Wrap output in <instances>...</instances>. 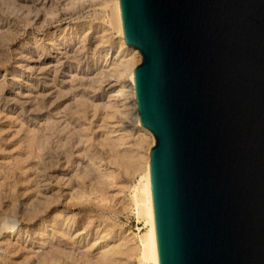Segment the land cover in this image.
<instances>
[{
	"label": "water",
	"instance_id": "obj_1",
	"mask_svg": "<svg viewBox=\"0 0 264 264\" xmlns=\"http://www.w3.org/2000/svg\"><path fill=\"white\" fill-rule=\"evenodd\" d=\"M159 264H264V0H120Z\"/></svg>",
	"mask_w": 264,
	"mask_h": 264
},
{
	"label": "rangeland",
	"instance_id": "obj_2",
	"mask_svg": "<svg viewBox=\"0 0 264 264\" xmlns=\"http://www.w3.org/2000/svg\"><path fill=\"white\" fill-rule=\"evenodd\" d=\"M50 2L53 3V10L51 9L50 11V9H48L47 12L45 11L47 13L46 15L44 11H40L38 13L40 17L38 16L36 18V10L34 11V9L31 8L30 2L27 0H0V182L6 183H0V190L5 189L3 201L8 202L13 196L16 202L21 204L34 200L31 196L37 192L32 189L30 176L31 173H34V170H32L33 167L40 163L39 157H41V159H49L46 155L51 154L54 156V154H52L53 152L56 153L55 158L52 156L53 158L51 159H57L59 152L61 153L68 149L67 152L69 153L67 155L69 156L71 154V156H69V161L72 165L67 169V166L61 163L58 165L56 164L54 165L53 172H49V169L46 168V173H52V178L49 179L45 175L41 192H39L41 196H39L38 199L44 206L49 195L52 196L54 194L55 198L58 197V201L55 199L57 204L56 201H54L55 203L47 208L41 206L42 212L32 221L33 223L23 221V219L18 216L14 218L16 222L15 228H19V235L23 237L24 245L29 249L30 254L18 249V252L15 250V253L13 252L10 254L11 257L10 255L5 256V253H3L0 247V255H4V257L8 259L9 264H36V259L34 260V258H31L32 254L39 253L41 255H48L53 247L59 245L61 250L65 248L66 250L63 249L64 252L70 253L69 258L63 257V262H66V264H81L80 253L88 252L94 256L97 251H101L104 247L103 250L108 249L110 252H113L114 262L117 260L114 264H138L137 255L134 254V257H124L125 255L123 253L125 252L123 250L124 247H122L124 238L129 240L138 233L140 234L146 230L144 223L136 218V212L131 205L132 196L140 180L138 162H135V159L134 161L131 159L129 163H127L126 156L124 157L125 159L123 156L120 158L121 155L112 152L111 147L109 145L108 147L107 143L104 144L106 137L104 133L114 132L111 134L110 139H117V137L121 136L125 137L124 143L126 142L127 144L125 143L126 146L122 145L118 147L121 150L126 147L127 149L131 148V150H136L135 141L137 138L141 135L146 137L148 144L143 146L141 152L144 161L148 158L151 148L155 145V139L146 129H143V132L142 128L139 127L136 122L138 114L134 106L129 79L123 78L120 83H117L114 77H111L113 66L105 63L104 59L99 55V53L105 49H110V54H116L118 52L117 42L120 39V36H118L119 34H117L115 29L111 26L110 12H108L107 15L102 9L106 0H50ZM28 11H31L32 14ZM57 44L64 45L61 46L62 50L56 47ZM80 49H83L81 57L86 61V65L90 67L91 73L98 69L97 72L94 73H98L100 80L102 78L101 81L104 82L103 84L105 86L103 90L106 92L104 96H101L102 90H98L96 86L87 87L90 85H88L86 81L77 85L78 89L76 91L78 92L72 91L70 93L67 89L69 88L68 84H59L58 80L53 82L50 79L51 76L46 79V85H43L42 80H37L27 67V65L31 64L29 62H32V60L39 59L44 61L45 64L47 63V66L53 65L55 63L53 59L59 55L60 52L62 53L65 51L66 53H72ZM123 54L127 56L126 58H131V60H133L134 69L142 62V56L138 50L126 46L125 52L122 53V55ZM82 63H84V61ZM93 63L99 66V68L94 69ZM29 67L32 66L30 65ZM81 67H84V64L81 65ZM64 71H68V67L64 68ZM37 81L39 86H44L43 89L38 86L36 91H34V87H32V90V88L30 89L26 86L29 83L37 84ZM55 84L57 88L65 91H58L57 88L54 90L53 85ZM121 87H123L121 95L115 97V102H117L120 113L118 115L115 114L116 117L114 116L113 120L103 119V116H105L103 114L105 112L101 110V104L107 101V99L104 100V98L107 94H116ZM56 91L58 92L56 93ZM36 94L38 96H36ZM73 95H76L75 97H77V99L72 97ZM82 97L91 99L94 106H100L99 109L101 111L97 110L98 112L95 117L92 118V107L85 105V103L83 104L84 98L82 101ZM37 103H39V105ZM81 104L84 105V107H82ZM74 105L75 108L73 107ZM78 105L79 107L77 108ZM76 108L78 111H75ZM76 113L81 114L76 115ZM86 116H88V118H85ZM67 118L73 123H79V128L82 131H80V133L82 134L81 142L83 145L81 142H78L75 133L72 134L73 131L67 130L66 133L61 130L63 126L65 127ZM59 119L62 120L60 125H57L59 123H54V125L51 126L52 120L56 122ZM47 120L49 121V127L47 126ZM34 130H37V133ZM50 132L54 134L49 137ZM71 134L72 136L69 137ZM64 136L67 139H65ZM59 139L61 140L59 141ZM62 141H64V143ZM85 142L87 143L85 144ZM67 144H69V146ZM132 144L135 147H133ZM59 146L60 148H58ZM89 153L91 155H89ZM82 155H84V157H82ZM111 155L113 156L112 159ZM76 161H79L82 165L90 164V171L92 173H90L89 176H93L92 179L94 181L91 177H88V175L84 177L81 175L77 177L78 175H75L73 167ZM26 164L27 166H25ZM4 168H7L6 171ZM30 168L32 169L30 170ZM62 169L65 170L62 171L64 173L60 172ZM79 171L81 170L79 169ZM24 172H26V174ZM4 175L8 176L7 179ZM53 175L56 177H53ZM63 175H65V178H71V185L68 187L59 184L57 180V177L60 178ZM54 178L56 179L55 181L52 180ZM3 179H5V181H3ZM10 185H12V187ZM12 188H14V190H12ZM26 190L27 193L25 194L24 192H26ZM19 192L22 194L21 198ZM78 195L81 198L78 197ZM26 196L28 200H22L26 198ZM71 197H75V199L71 200ZM86 197H88V199ZM7 198L9 200H7ZM42 199L45 200L43 201ZM53 216H57L64 222H68L67 218H73V225L69 226L70 238L62 239L61 241L64 240L62 243H59L58 240L55 239L50 241L48 245L38 248V246L34 244L36 240L40 238L50 239L52 235H55L54 232L58 231V229L53 231L49 225L46 227L41 225L44 220L48 221L53 218ZM135 241H133L132 244L136 246ZM115 246L119 248L116 249ZM119 254L122 256H119ZM56 264L60 263L57 262Z\"/></svg>",
	"mask_w": 264,
	"mask_h": 264
},
{
	"label": "bare ground",
	"instance_id": "obj_3",
	"mask_svg": "<svg viewBox=\"0 0 264 264\" xmlns=\"http://www.w3.org/2000/svg\"><path fill=\"white\" fill-rule=\"evenodd\" d=\"M28 2H30V6L31 8L34 9L35 13H36V18L39 16L40 14H38L40 11H46L48 9L53 10V3L50 2V0H27ZM62 1V0H61ZM64 1V0H63ZM30 8V7H29ZM105 12V14H107L108 12H110L111 15V19H110V23L111 26L113 27V29H115V31L117 32V34H119L118 36H120L119 41L117 42V49L118 52L116 54H110V49H105L103 51H101L99 53V55L104 59L105 63H108L109 65L113 66V73H109L111 74V77H114L115 81L117 83H120L121 80L123 78H128L129 79V83H130V90L132 93V97L134 100V106L136 108V112L138 114V118L136 120L137 124L139 127L142 128V131L144 132L143 129H146L147 131H149L151 134L152 132L150 130H148L146 127H144L141 122H140V117H139V112H138V107H137V102H136V92H135V84H134V64L132 63L133 60H131V58H126L127 56H125L124 54L122 55V53L125 52L126 46H128L129 48H132L134 50H138L133 46H130L125 39V33H124V29H123V24H122V18H121V11H120V0H106V2L103 5L102 8ZM29 13L31 11H28ZM45 12V15L47 14ZM34 13V14H35ZM32 14V12H31ZM30 15V14H29ZM50 15V14H48ZM108 15V14H107ZM34 17V18H35ZM35 18V19H36ZM46 18V17H45ZM107 18V17H106ZM87 38V37H86ZM85 40V39H84ZM83 40V41H84ZM82 41V42H83ZM92 43V42H91ZM61 46H64L63 44H57L56 47H59V50H62ZM69 46V45H68ZM97 46V45H96ZM95 46V47H96ZM27 48V47H26ZM29 49V48H28ZM83 49L77 50L75 52L72 53H66L64 50V52H60L59 55H57L53 60H54V64L53 65H48L47 63L45 64L44 61L39 60H32V62H29L31 64L27 65L28 69H30V71L32 72V75L35 76V78H37V80H42L43 85H46V79L49 78L51 76V80L53 82H55L56 80H58L59 84H68L69 88H67L70 92H75L78 89L79 83L81 84L82 82H88L87 87H94L96 86L98 88V90H102L101 91V96H104V94L106 93L103 88H104V82L100 80V77L98 75V73H94L97 72L98 69H96L94 72L91 73V69L88 65H86V61L83 60V57H81V52ZM67 51V50H66ZM97 51V50H96ZM99 51V50H98ZM139 51V50H138ZM140 53V52H139ZM93 54V53H92ZM59 56V57H58ZM29 58V57H28ZM64 61V62H63ZM84 61V63H82ZM101 61V60H100ZM88 62V61H87ZM94 62V61H93ZM99 62V61H98ZM95 63V62H94ZM93 63V64H94ZM33 64V65H32ZM84 64V67H81V65ZM103 64V63H102ZM32 67H29V66ZM67 65V66H66ZM68 67V71H64V68ZM93 68H99V66H97L96 64L93 65ZM101 69V68H100ZM103 69V68H102ZM112 69V68H111ZM94 73V76H93ZM104 74V73H103ZM106 74V73H105ZM92 75V76H91ZM98 75V78H97ZM101 76V73H100ZM110 76V75H109ZM110 77V78H111ZM105 78V77H104ZM49 80V79H48ZM60 80V81H59ZM28 82V81H27ZM26 82V83H27ZM35 82V81H34ZM78 83V84H77ZM106 83V82H105ZM38 81L37 84H27L26 86H28V88H32L34 87V91H36L38 85ZM41 84V83H40ZM52 84V82H51ZM86 84V83H84ZM57 85H53L54 90ZM60 86V85H59ZM41 89H43L44 86H39ZM80 87V86H79ZM86 87V86H84ZM87 89V88H86ZM96 89V88H95ZM118 89V88H117ZM33 90V88H32ZM57 90L59 91L60 89L57 88ZM92 90V89H91ZM123 87L120 88V90L117 91V93H110L107 94V96L104 98V100L107 99V101L103 102L101 104V110L104 111L103 115V119H107V120H113L115 114H119L120 111L118 109L117 106V102H115V97H119L122 93ZM52 91V90H51ZM56 91V93L58 92ZM65 91V90H60ZM95 91V90H93ZM78 92V91H76ZM85 92V91H84ZM92 92V91H91ZM28 93V92H27ZM55 93V94H56ZM108 93V92H107ZM60 94V93H59ZM57 94V95H59ZM66 94V93H64ZM73 94V93H72ZM71 94V95H72ZM40 95V94H39ZM42 95V94H41ZM48 95V94H46ZM56 95V97H57ZM62 95V94H61ZM60 95V96H61ZM77 95V94H76ZM76 95H73L72 97H75ZM81 95V94H80ZM79 95V96H80ZM28 96V95H27ZM36 96H38L36 94ZM44 96V95H43ZM59 96V98H60ZM32 97V96H31ZM41 97V96H40ZM55 97V96H54ZM55 97V98H56ZM69 97V96H68ZM44 98V97H43ZM53 98V97H52ZM84 98V102L85 105H88L89 107H92L93 110V117L96 116V113L98 112L97 110H100L99 107L100 106H94L93 102L91 99H87L85 97H82V101ZM8 99V98H7ZM36 99V98H35ZM33 99V100H35ZM57 99V98H56ZM80 99V97H79ZM55 100V99H54ZM29 101V100H28ZM32 101V100H31ZM56 101V100H55ZM117 101V100H116ZM23 102V101H22ZM43 102V101H42ZM59 102V101H58ZM73 102V101H72ZM80 102V101H79ZM21 103V102H19ZM25 103V102H23ZM22 103V104H23ZM33 103V102H31ZM71 103V102H70ZM27 104V103H25ZM36 104V102H35ZM39 105V103H37ZM78 104V102H77ZM5 105V104H4ZM34 105V104H33ZM37 105V106H38ZM82 105V104H81ZM21 106V105H20ZM87 106V107H88ZM75 108V105L73 106ZM79 107V105L77 106V108ZM82 107H84V105H82ZM76 108L75 111H78ZM34 109V108H33ZM88 109V108H87ZM31 110V109H30ZM37 110V108H36ZM80 110V109H79ZM100 110V111H101ZM27 111V110H26ZM39 111V110H38ZM24 112V111H23ZM87 112V110H86ZM79 115L81 113H76V115ZM4 116V115H3ZM47 116V115H45ZM55 116V115H54ZM57 116V115H56ZM82 116V115H81ZM99 116V115H98ZM116 117V116H115ZM54 118V117H53ZM61 118V117H60ZM85 118H88V116H86ZM98 118V117H97ZM56 119V118H55ZM78 119V118H76ZM75 119V120H76ZM67 123H65V127H62V131L66 132L67 130L73 131V133H75L76 138L78 139V142L80 143L82 141V134L80 133V128H79V123H73L72 121H70L68 118L66 119ZM83 120V119H82ZM34 121V120H33ZM58 121V122H57ZM56 122L52 120L51 122V126L54 125V123H59L57 125H60L62 120L59 119ZM77 121V120H76ZM49 121L47 120V123ZM65 122V121H64ZM75 122V121H74ZM82 122V121H81ZM85 122V120H84ZM106 122V121H105ZM108 122V121H107ZM83 123V122H82ZM86 123V122H85ZM39 124V123H38ZM64 124V123H63ZM81 124V123H80ZM106 124V123H105ZM45 125V124H44ZM49 127V123L47 125ZM82 126V125H81ZM85 126V125H84ZM39 127V126H38ZM55 127V126H54ZM46 128V127H45ZM53 128V127H51ZM86 128V127H85ZM89 128V126H88ZM28 129V128H27ZM39 129V128H38ZM50 129V128H49ZM48 130V129H47ZM51 130V129H50ZM54 130V129H53ZM57 130V128H56ZM83 130V129H82ZM20 131V130H19ZM37 133V130H34ZM33 131V132H34ZM88 131V130H87ZM32 132V131H31ZM43 132V131H42ZM47 132V131H46ZM60 132V131H59ZM82 132V131H81ZM58 133V132H57ZM67 133V132H66ZM114 132H109V133H104L106 134L105 140H104V144L107 143V146L109 145L112 149V152H115L117 155H121L120 158H123L126 156V162L129 163V161L132 159L135 162H138V167H139V172H140V180L138 183V187L135 190L134 195L132 196V206H133V210H135V215L136 218L141 220L144 223V226L146 227V230L142 233H138L137 235H135L134 237H132L129 240H126V238L123 239V249L125 253H123L125 256L124 257H129V256H133L134 254L137 255V261L138 264H159V259H158V250H157V240H156V229H155V215H154V207H153V195H152V185H151V176H150V166H149V162H150V152L148 154V158L144 161V157L142 156L141 152H142V148L143 146L147 145V139L144 136H139L137 138V140L135 141V146H136V150H131L124 148L123 150H121L118 147H121L122 145L126 146V144L124 143V138L123 136L121 137H117L116 138H111V134H113ZM149 133V134H150ZM34 134V133H33ZM54 134V133H52ZM51 132L49 134V137L52 135ZM69 134V133H68ZM72 134L69 136L71 137ZM103 134V135H104ZM43 135V134H42ZM48 135V134H46ZM45 135V136H46ZM65 135V134H64ZM84 135V134H83ZM153 135V134H152ZM31 136V135H30ZM38 136V135H37ZM33 137V136H32ZM31 137V138H32ZM40 137V135H39ZM114 137V136H113ZM154 137V135H153ZM41 138V137H40ZM59 138V137H58ZM65 138V136H64ZM104 138V137H103ZM152 138V136H151ZM42 139V138H41ZM44 139V138H43ZM46 139V137H45ZM67 139V138H65ZM64 139V140H65ZM89 139V138H88ZM114 139V140H113ZM155 139V137H154ZM32 140V139H31ZM38 140V137H37ZM61 139H59L60 141ZM75 140V139H74ZM39 141V140H38ZM85 141V139H84ZM156 141V140H155ZM33 142V141H31ZM45 142V141H43ZM64 143V141H62ZM72 142V140H71ZM77 142V141H76ZM102 142V141H101ZM40 143V141H39ZM38 143V145H39ZM50 143V142H49ZM59 143V142H58ZM82 143V142H81ZM87 142H85L86 144ZM30 144V143H29ZM35 144V143H34ZM47 144V143H46ZM61 144V143H60ZM66 144V143H65ZM77 144V143H76ZM90 144V143H89ZM53 145V144H52ZM69 146V144H67ZM66 145V146H67ZM83 145V143H82ZM81 145V146H82ZM103 145V144H102ZM36 146H37V141H36ZM35 146V147H36ZM42 146V144H41ZM47 146V145H46ZM58 146V145H57ZM61 146V145H60ZM60 146L58 148H60ZM75 146V145H74ZM77 146V145H76ZM80 146V147H81ZM108 146V147H109ZM131 146V145H130ZM133 146V144H132ZM133 146V147H135ZM39 147V146H38ZM55 147V146H54ZM73 147V146H72ZM84 147V146H83ZM89 147V146H88ZM104 147V146H103ZM106 147V145H105ZM129 147V146H128ZM43 148V146H42ZM48 148V147H47ZM50 148V147H49ZM52 148V147H51ZM107 148V147H106ZM44 149V148H43ZM42 149V151H43ZM54 149V148H53ZM63 149V148H61ZM81 149V148H80ZM87 149V148H86ZM108 149V148H107ZM120 149V150H119ZM133 149V148H132ZM32 150V149H31ZM73 150V149H72ZM82 150V149H81ZM54 151V150H53ZM58 151V150H56ZM61 151V150H60ZM68 149H66V151L63 152H59V156L57 157V159H51V158H55V154L53 153V155L48 154L46 155L47 158L49 159H41V157L37 156L40 158V163L39 166L38 164L36 166L32 168H30V170H34V173H31V186L33 187L32 189L34 191H36L37 195L34 194L31 197H33V201L31 200L30 202L28 201L27 203H17L15 198H11L10 200L7 198V201H3V196H4V190H0V247L1 250L3 251V253H5L6 255H10L12 254L15 250L17 251L18 249H21L23 251H26L30 254L29 249H27V247L24 245V241H23V237L19 235L20 231L19 228L16 229V222H15V217H21L23 219V221L29 222V223H33L32 221H34V219L36 217H38V215L42 212V207L43 203L40 202V200L38 199L39 196H41V194H39V192H41V188H42V183L44 181V177L45 175L47 176V178L51 179L52 178V173L48 174L46 173V168L49 169V172L52 171L53 172V168L55 167L54 165H58L59 163L67 166V169H69V167H71L72 163L70 164L69 161V156H71V154L68 156L67 154L69 152H67ZM108 151V150H107ZM50 152V151H49ZM110 152V153H112ZM47 153V152H46ZM58 153V152H57ZM84 153V152H83ZM109 153V155H110ZM38 154V153H37ZM40 154V153H39ZM44 154V153H43ZM89 155H91L89 153ZM88 155V156H89ZM98 155V154H96ZM113 155V154H112ZM111 155V156H112ZM42 156V155H41ZM53 156V157H52ZM94 156V155H93ZM116 156V155H115ZM147 156V155H146ZM44 157V156H42ZM82 157H84V155H82ZM38 158V159H39ZM87 158V157H86ZM98 158V157H97ZM113 158V156L111 157V159ZM119 158V156H118ZM37 159V161H38ZM125 159V158H124ZM34 160V159H33ZM32 160V161H33ZM116 160V159H115ZM121 160V159H120ZM123 161V160H122ZM35 162V161H34ZM121 162V161H120ZM7 163V162H6ZM123 163V162H122ZM125 163V160H124ZM5 164V163H4ZM95 164V163H94ZM33 165V164H32ZM27 166V164L25 165ZM42 166V167H41ZM61 166V165H60ZM3 167V166H2ZM1 167V168H2ZM7 167V165H6ZM31 167V166H30ZM14 168V167H13ZM29 168V167H28ZM74 168V173L75 175H78L77 177L81 176H86L88 175V177H91V179L93 178V176H89L90 173H92L90 171V164H86V165H82L79 161L75 162V166ZM5 169V168H4ZM7 169V168H6ZM5 169V171H6ZM9 169V168H8ZM27 169V168H26ZM56 169V168H55ZM61 169V168H60ZM79 169L81 171H79ZM1 170V169H0ZM22 170V169H21ZM28 170V171H30ZM9 171V170H8ZM7 171V172H8ZM23 171V170H22ZM26 171V170H25ZM65 171V170H61L60 172ZM79 171V172H78ZM15 172V171H14ZM31 172V171H30ZM10 173V172H9ZM22 173V172H21ZM26 174V172H24ZM55 173V172H54ZM64 173V172H62ZM73 173V172H72ZM102 173V172H101ZM7 174V173H6ZM97 174V172H96ZM95 175V174H94ZM101 175V174H100ZM104 175V174H103ZM107 175V174H106ZM105 175V176H106ZM2 176V175H1ZM7 179L8 176L4 175ZM23 176V175H22ZM71 176V175H70ZM53 177H56L53 175ZM95 177V176H94ZM104 177V176H103ZM4 178V177H3ZM29 178V179H30ZM87 178V177H86ZM99 178V177H98ZM101 179V178H100ZM10 180V179H9ZM52 180H56L55 178ZM57 180L59 182V184H62L64 186H69L71 185V178H65V175H63L62 177H57ZM93 180V179H92ZM97 180V178H96ZM95 180V182H96ZM102 180V179H101ZM3 181H5V179H3ZM11 181V180H10ZM94 181V180H93ZM57 182V181H56ZM73 182V181H72ZM81 182V181H80ZM3 184H6L5 182H0ZM30 183V182H29ZM9 184V183H8ZM28 184V183H27ZM51 184V183H50ZM56 184V183H55ZM82 184V183H81ZM99 184V183H98ZM46 185V184H45ZM83 185V184H82ZM12 187V185H10ZM14 186V185H13ZM27 186V185H26ZM47 186V185H46ZM49 186V185H48ZM55 186V185H54ZM79 186V185H78ZM1 187V186H0ZM30 187V186H29ZM73 187V186H72ZM9 188V187H8ZM83 188V187H82ZM10 189V188H9ZM8 189V190H9ZM12 190H14V188H12ZM10 191V190H9ZM30 191V190H29ZM91 191V190H90ZM7 192V189H6ZM22 192V191H21ZM21 192H19V194H21ZM25 194L27 193L24 192ZM60 193V192H59ZM16 194V193H15ZM17 194V195H19ZM29 194V193H28ZM27 194V195H28ZM31 194V192H30ZM84 194V193H83ZM86 194V193H85ZM91 194V192H90ZM80 195V194H79ZM78 195V197H80ZM88 195V194H87ZM97 195V194H96ZM108 195V194H107ZM9 196V193H8ZM12 196V195H11ZM44 196V195H43ZM10 197V196H9ZM19 197V196H18ZM22 197V194L20 195V198ZM30 197V198H31ZM45 197V196H44ZM77 197V196H76ZM29 198V199H30ZM81 198V197H80ZM88 199V197H86ZM91 198V197H90ZM105 198V197H104ZM26 198H23L22 200H26ZM55 199H57L58 201V197L55 198L54 194L51 196L49 195V197L47 198L46 202L44 203L45 207L47 208L48 206H50L51 204H54L56 201ZM74 198L71 197V200H74ZM5 200V199H4ZM18 200V199H17ZM28 200V199H27ZM43 201L45 199H42ZM41 200V201H42ZM19 201V200H18ZM56 201V204H57ZM37 205V206H35ZM43 206V207H44ZM30 208V209H29ZM41 209V210H40ZM53 210V209H52ZM68 222H64L62 220H60L57 216H53V218H51L50 220H44V222H42L41 225H43V227H46L49 225V227L52 228L53 231H55L56 229H58L57 232H54L55 235H52L50 237V239H42L40 238L39 240H36V242L34 244H36L38 246V248H41L43 246H46L49 244L50 241L52 240H58L59 243H62L63 241H61L62 239L66 238L69 239L70 238V229L69 226L73 225V218H67ZM71 223H70V222ZM40 227V226H39ZM68 227V229H67ZM59 232V233H58ZM53 233V234H54ZM58 233V234H57ZM45 238V237H44ZM136 240V241H135ZM122 241V240H121ZM135 241V245L132 244V242ZM26 242V241H25ZM117 246V245H116ZM115 246V248H116ZM119 246V245H118ZM119 247H117L116 249H118ZM65 248H60L59 245L53 247L48 255H41L39 253H34L31 255V258H34V260L36 261V264H50V263H54V262H58L60 264H66V262H63V257H67L69 258L70 253L69 252H64ZM104 249V247H103ZM101 250V251H97V253L92 256V254L86 252V253H80V260H81V264H114L116 263L117 260H115L114 262V254L113 252H110L108 249L105 250ZM20 250V251H21ZM66 250V249H65ZM97 250V249H96ZM120 250V249H119ZM121 251V250H120ZM18 252V251H17ZM123 252V251H122ZM15 253V252H14ZM23 253V252H22ZM118 253V252H117ZM120 253V252H119ZM122 254V253H121ZM119 254V256L121 255ZM14 255V254H13ZM122 256V255H121ZM11 257V255H10ZM25 257V256H23ZM134 257V256H133ZM120 258V257H119ZM118 258V259H119ZM29 259V258H28ZM26 260V259H25ZM15 263V262H13ZM54 263V264H56ZM0 264H9V261L6 257H4V255H0Z\"/></svg>",
	"mask_w": 264,
	"mask_h": 264
}]
</instances>
